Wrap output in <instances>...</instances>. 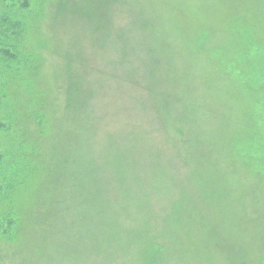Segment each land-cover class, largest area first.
I'll return each instance as SVG.
<instances>
[{
    "label": "rangeland",
    "instance_id": "374dc122",
    "mask_svg": "<svg viewBox=\"0 0 264 264\" xmlns=\"http://www.w3.org/2000/svg\"><path fill=\"white\" fill-rule=\"evenodd\" d=\"M0 264H264V0H0Z\"/></svg>",
    "mask_w": 264,
    "mask_h": 264
},
{
    "label": "trees",
    "instance_id": "16d2710c",
    "mask_svg": "<svg viewBox=\"0 0 264 264\" xmlns=\"http://www.w3.org/2000/svg\"><path fill=\"white\" fill-rule=\"evenodd\" d=\"M7 56H13V54L11 53H7ZM153 95L155 96V99H158V101H161L163 99V95L160 96V94L158 92H153ZM179 100V99H178ZM163 101V100H162ZM171 101V99H170ZM171 105V104H169ZM134 133V128H132L129 132H126L124 134H128V135H131ZM161 145L158 146V150L160 148ZM157 150V151H158ZM157 151L155 152H149V151H144L145 152V155H149L150 156V160H149V163H152L153 160H155V158L157 157Z\"/></svg>",
    "mask_w": 264,
    "mask_h": 264
}]
</instances>
